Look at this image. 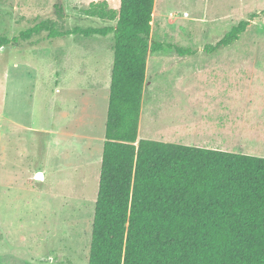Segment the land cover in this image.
Here are the masks:
<instances>
[{
  "label": "rangeland",
  "instance_id": "1",
  "mask_svg": "<svg viewBox=\"0 0 264 264\" xmlns=\"http://www.w3.org/2000/svg\"><path fill=\"white\" fill-rule=\"evenodd\" d=\"M89 5L82 0H0V36L12 39L43 22L60 32L115 24L85 15ZM263 11L264 0H155L149 44L163 49L149 52L155 64L149 80L166 78L149 88L142 139L146 114L153 118L151 128L159 129L154 121L166 122L163 112H186L192 77L202 73L199 63L208 61L188 57L208 52L206 47L238 22ZM113 47L112 34L53 38L42 29L0 48V128L4 125L7 132V125L17 124L2 123L6 114L30 127L20 138L10 136L11 148L20 144L24 149L18 150L21 156L11 152L0 160V264H89ZM218 51L243 66L264 68V19H255L234 45ZM174 75L184 79L169 77ZM41 128L52 132L37 133ZM249 153L264 157V148ZM38 166H46L45 181L43 173L42 179L34 175Z\"/></svg>",
  "mask_w": 264,
  "mask_h": 264
},
{
  "label": "trees",
  "instance_id": "2",
  "mask_svg": "<svg viewBox=\"0 0 264 264\" xmlns=\"http://www.w3.org/2000/svg\"><path fill=\"white\" fill-rule=\"evenodd\" d=\"M155 0L92 2L85 15L115 22L54 30L43 22L0 48L47 29L114 38L105 143L89 264H264V157L139 140ZM264 11L206 51L234 45ZM170 47V46H169Z\"/></svg>",
  "mask_w": 264,
  "mask_h": 264
},
{
  "label": "crops",
  "instance_id": "3",
  "mask_svg": "<svg viewBox=\"0 0 264 264\" xmlns=\"http://www.w3.org/2000/svg\"><path fill=\"white\" fill-rule=\"evenodd\" d=\"M82 1L90 4L103 0ZM107 2L112 9L118 10L120 8L121 0H115L114 3L111 0H107ZM196 55L198 56L188 58L208 61L199 63L201 70L198 69L197 71L202 73L195 78L192 77L193 94H188L186 112L180 113L177 109H171V113L176 112L171 116L169 111L163 112L161 116L165 115L168 118L166 122L154 121L155 125L160 123L161 126L157 127L159 129L151 128L150 124L153 118L146 114L145 140L247 155H250L249 150L264 148V68L243 66L239 62L233 61L230 53L225 51L199 52ZM154 65L152 57H150L147 61L138 133L139 140H142V117L149 88H152L159 80L166 78L165 75H160V77H152L149 80ZM169 77L177 81L184 79L178 75ZM2 118V123L6 120L7 123L12 122L8 124H17L7 125V132L3 131L4 125L0 128L2 132L0 160L6 159L11 152L24 150L20 144H17L20 148H11L10 139L12 138L10 136L17 133L15 137L20 138L19 134L22 130L30 129V127L22 125L19 120L20 117L15 118L6 114ZM50 129L41 128L37 130V133L48 135L52 132ZM105 140L102 138L101 153L98 160V184ZM32 152L35 156L36 152L34 150ZM22 153L18 152L19 155ZM25 154H28L27 150ZM85 154L88 159V152L86 151ZM45 168L46 166H38L34 170V175L43 173L45 181L46 176H48V171Z\"/></svg>",
  "mask_w": 264,
  "mask_h": 264
},
{
  "label": "water",
  "instance_id": "4",
  "mask_svg": "<svg viewBox=\"0 0 264 264\" xmlns=\"http://www.w3.org/2000/svg\"><path fill=\"white\" fill-rule=\"evenodd\" d=\"M41 175H42V174H39V175H38V178H40V177H41Z\"/></svg>",
  "mask_w": 264,
  "mask_h": 264
},
{
  "label": "bare ground",
  "instance_id": "5",
  "mask_svg": "<svg viewBox=\"0 0 264 264\" xmlns=\"http://www.w3.org/2000/svg\"><path fill=\"white\" fill-rule=\"evenodd\" d=\"M41 174V173H40ZM39 175V174H38ZM38 179H42V175H41V177L40 178H38Z\"/></svg>",
  "mask_w": 264,
  "mask_h": 264
}]
</instances>
